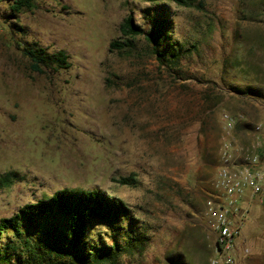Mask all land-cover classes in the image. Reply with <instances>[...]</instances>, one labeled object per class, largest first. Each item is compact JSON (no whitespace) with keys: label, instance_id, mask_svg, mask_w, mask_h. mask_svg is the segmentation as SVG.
I'll return each instance as SVG.
<instances>
[{"label":"rangeland","instance_id":"obj_1","mask_svg":"<svg viewBox=\"0 0 264 264\" xmlns=\"http://www.w3.org/2000/svg\"><path fill=\"white\" fill-rule=\"evenodd\" d=\"M12 2L0 0V218L60 188H99L126 202L145 237L116 264H208L203 209L223 115L243 143L264 121V0H34L19 12ZM127 15L145 30L167 19L182 52L174 68L143 34L121 33ZM126 39L133 46L109 50ZM34 43L64 50L69 66L33 71L22 48ZM128 175L135 186L113 180ZM241 229L250 264H264V205H252ZM90 237L111 242L101 221Z\"/></svg>","mask_w":264,"mask_h":264},{"label":"trees","instance_id":"obj_2","mask_svg":"<svg viewBox=\"0 0 264 264\" xmlns=\"http://www.w3.org/2000/svg\"><path fill=\"white\" fill-rule=\"evenodd\" d=\"M33 1L13 0L10 8L14 12L29 9ZM172 1L180 6L196 5V0ZM150 21V28L145 30L134 23L132 15H127L120 31L132 37L143 34L152 44V53L159 63L174 68L182 52L175 42L168 40L167 19L155 16ZM131 46V39L112 40L109 50ZM22 52L33 71L43 72V67L49 64L56 68H67L70 64L68 54L61 49L48 52L34 43L24 46ZM247 91L255 92L252 88ZM113 180L123 185L137 184L133 175ZM100 221L111 232L108 244L90 237L93 223ZM131 221L130 207L117 196L99 188H60L50 197L25 203L13 215L0 218V264H116L122 253L143 249L145 237L132 228Z\"/></svg>","mask_w":264,"mask_h":264},{"label":"built area","instance_id":"obj_3","mask_svg":"<svg viewBox=\"0 0 264 264\" xmlns=\"http://www.w3.org/2000/svg\"><path fill=\"white\" fill-rule=\"evenodd\" d=\"M223 123L226 139L221 164L203 209L213 235L208 264H250V248L241 226L253 204L264 205V121L255 123L246 143L231 133L233 123L227 113Z\"/></svg>","mask_w":264,"mask_h":264},{"label":"crops","instance_id":"obj_4","mask_svg":"<svg viewBox=\"0 0 264 264\" xmlns=\"http://www.w3.org/2000/svg\"><path fill=\"white\" fill-rule=\"evenodd\" d=\"M247 134V133H246ZM244 143H246V142H244Z\"/></svg>","mask_w":264,"mask_h":264}]
</instances>
